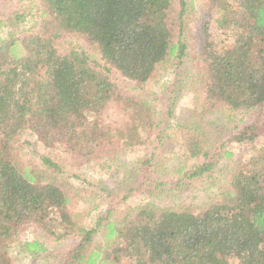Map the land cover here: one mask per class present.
<instances>
[{
  "label": "trees",
  "instance_id": "trees-1",
  "mask_svg": "<svg viewBox=\"0 0 264 264\" xmlns=\"http://www.w3.org/2000/svg\"><path fill=\"white\" fill-rule=\"evenodd\" d=\"M187 5L38 0L34 31L0 40V264H14L18 253L36 258L47 252L36 240L22 242L29 230L77 241L58 252L57 264H264V146H258L264 138V0H205L201 6L200 38L190 58L198 71L195 94L203 109L233 116L223 141L207 148L185 127L168 137L169 145L163 125L157 137L153 129L145 142L139 137L120 145L123 132L103 122L105 110L117 103L131 121L152 125L147 107L124 100L123 82L141 88L169 62L182 65ZM15 13L7 16L11 26L24 17ZM67 34L81 37L91 54L60 52L55 41ZM124 125L135 134L131 122ZM26 133L44 150L61 145L72 159L100 167L120 146L150 144L155 155L138 166L149 176L155 159L169 151L189 164L170 167L181 192L208 179L218 158L232 161L225 185L200 207L125 209L121 202L89 228L69 211L73 188L57 165L42 157L53 174L17 163Z\"/></svg>",
  "mask_w": 264,
  "mask_h": 264
},
{
  "label": "rangeland",
  "instance_id": "rangeland-1",
  "mask_svg": "<svg viewBox=\"0 0 264 264\" xmlns=\"http://www.w3.org/2000/svg\"><path fill=\"white\" fill-rule=\"evenodd\" d=\"M186 3L188 4L187 12L190 15L184 21L182 40L188 45V50L184 54L182 65L176 68L173 63L169 62L141 88L123 82L126 90L122 93L124 100L134 99L143 107H147L152 112V125L143 127L141 122L131 121L130 111L127 114L124 113V108L117 103L110 104L102 116L105 125L120 128L123 132V139L117 136L120 145H123V140L136 143L139 137L145 142L153 129V135L157 137L159 133L157 134L156 131H162L163 125L167 128V131L164 130L162 133L163 137L166 135L165 142L168 137L171 140L176 138L185 127L202 137L207 148L215 146L228 136L230 127L233 125V116L223 109L205 110L206 106L203 109V106L198 105V98L195 94L198 71L195 62H192L190 58L196 41L200 38L197 28L200 23L201 6L205 0H186ZM37 6L38 0H0V40L8 36L17 37L25 32H33L38 25ZM14 11L16 16L24 14V17L20 23L11 26L7 16L10 13L13 14ZM212 32L214 33L213 27ZM55 42L60 52L71 50L87 54L92 52L88 44L79 36L67 34ZM128 122L134 125L137 137L134 133L126 132L124 123ZM27 134L21 136L20 148L15 154L17 163L27 167L35 165L40 168L43 166L53 174L56 172L42 163V157L57 165L59 171L62 172L60 175L73 188L68 195L69 211L83 216L89 228H93L99 217L121 202L124 203L125 209L129 206L145 205L156 209H174L182 206L200 207L215 198L221 187L225 185L228 167L232 161L222 157L218 158L208 179L198 183L190 192H181L175 184L177 174L170 167L188 166L189 164L177 160L169 151L161 152L159 159L153 162L154 165L157 161L153 168L154 172L152 171L150 176L147 173V176L138 171L141 168L138 166L140 163L142 165L152 154L155 155L150 144L120 146L116 151L102 157L100 167L94 163L78 162L72 159L64 152L61 145L44 150L35 136H26ZM259 142L258 146L263 147L264 138ZM169 145L173 144L169 143ZM101 154L105 153L101 152ZM95 238H98V235H95ZM21 239L22 242L36 240L42 243L47 252L36 258L18 253L14 264H57L58 252L77 242L75 240L56 241L52 237L32 230L22 234ZM11 248L15 246H10V251Z\"/></svg>",
  "mask_w": 264,
  "mask_h": 264
}]
</instances>
